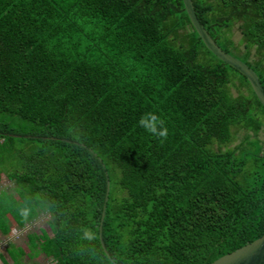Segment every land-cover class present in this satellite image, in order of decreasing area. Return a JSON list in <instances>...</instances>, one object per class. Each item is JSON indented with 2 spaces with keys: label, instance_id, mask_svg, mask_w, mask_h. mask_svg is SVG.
Instances as JSON below:
<instances>
[{
  "label": "trees",
  "instance_id": "obj_1",
  "mask_svg": "<svg viewBox=\"0 0 264 264\" xmlns=\"http://www.w3.org/2000/svg\"><path fill=\"white\" fill-rule=\"evenodd\" d=\"M193 2L264 86V0ZM146 112L163 142L139 126ZM263 130L247 78L183 0H0V182L16 185L0 192V240L41 217L51 231L27 234L29 254L8 243L1 263L114 264L107 206L117 264H212L264 235Z\"/></svg>",
  "mask_w": 264,
  "mask_h": 264
},
{
  "label": "water",
  "instance_id": "obj_2",
  "mask_svg": "<svg viewBox=\"0 0 264 264\" xmlns=\"http://www.w3.org/2000/svg\"><path fill=\"white\" fill-rule=\"evenodd\" d=\"M183 1L194 30L198 33L199 37L208 48V50L219 60L226 63L227 65L241 73L243 76H245L250 83L254 93L256 94L258 100L264 106V86L258 74L246 63L233 56L232 54L226 52L217 44L215 39L211 36V34L207 31V29L199 19L193 0ZM110 188L111 183L110 181H108L106 202H108ZM106 208L107 206L104 207L102 215L100 239L102 247L110 261L114 264H117L109 254L103 239V222L106 216ZM212 264H264V235L258 240L236 250L235 252L221 257Z\"/></svg>",
  "mask_w": 264,
  "mask_h": 264
},
{
  "label": "rangeland",
  "instance_id": "obj_3",
  "mask_svg": "<svg viewBox=\"0 0 264 264\" xmlns=\"http://www.w3.org/2000/svg\"><path fill=\"white\" fill-rule=\"evenodd\" d=\"M233 40L236 42V44L239 46V48L241 50H243L244 46L242 45V35L239 32L238 28H234L233 30ZM247 92V91H246ZM235 96L237 95V92L234 91ZM245 137L244 132H241L240 134H238L236 136V139L234 141V143L231 145V148L236 147L237 145H239L242 141L243 138ZM261 139L264 140V130L261 134ZM16 185L15 183L10 182L9 180H7L6 178H4L3 182H0V192L4 191V190H8L11 192H14ZM42 228H46V230L51 233L49 226L47 225V218L45 217H41L39 218L38 221H36V223H34V225H32V227L27 228L24 231H17V232H13L11 236L8 237H1L2 239L0 240V243L2 242H15V244H17V246L22 245L24 246V248L26 249L27 253H29V247H28V239H27V234L28 233H32V232H39L40 229ZM21 230V229H18ZM16 231V230H15ZM5 245V244H4ZM3 245V247H4ZM4 251V248L2 249V247L0 246V252ZM37 258V259H35ZM30 264H52V261H50L49 259L45 258V256H41V258L38 257H34L33 261H29ZM2 264V263H0Z\"/></svg>",
  "mask_w": 264,
  "mask_h": 264
},
{
  "label": "clouds",
  "instance_id": "obj_4",
  "mask_svg": "<svg viewBox=\"0 0 264 264\" xmlns=\"http://www.w3.org/2000/svg\"><path fill=\"white\" fill-rule=\"evenodd\" d=\"M138 124L146 132L161 140V142L166 140L168 137L169 130L166 126V122L155 112H146L143 114L140 117ZM18 213L24 220H28L32 215V209L27 206H22L18 209ZM81 232L83 233L80 237L81 240L92 241L95 239V235L90 229L82 228Z\"/></svg>",
  "mask_w": 264,
  "mask_h": 264
},
{
  "label": "crops",
  "instance_id": "obj_5",
  "mask_svg": "<svg viewBox=\"0 0 264 264\" xmlns=\"http://www.w3.org/2000/svg\"><path fill=\"white\" fill-rule=\"evenodd\" d=\"M8 180V179H7ZM10 181V180H9ZM11 182V181H10ZM2 239V238H1ZM5 244V245H4ZM7 242H2V243H0V246L2 247V249L4 248V249H6V247H7ZM3 245H4V247H3ZM16 246H17V244H16ZM21 248H23L24 250H25V252H27L26 251V249L24 248V246H22V245H19ZM18 246V247H19ZM30 252V251H29ZM0 254H2V256H4L5 258H7L8 260H10V258H9V256H8V254L6 253V251L4 250V251H2V252H0ZM29 254V253H28ZM42 256V255H41ZM41 256H40V258H41ZM27 260H28V258H27V256H26V258H25V260H24V262H26L27 263ZM1 261L2 260H0V263H1ZM29 261V260H28Z\"/></svg>",
  "mask_w": 264,
  "mask_h": 264
}]
</instances>
